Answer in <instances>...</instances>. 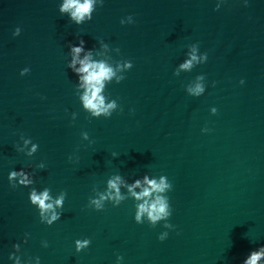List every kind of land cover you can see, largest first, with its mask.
<instances>
[{"label": "water", "instance_id": "obj_1", "mask_svg": "<svg viewBox=\"0 0 264 264\" xmlns=\"http://www.w3.org/2000/svg\"><path fill=\"white\" fill-rule=\"evenodd\" d=\"M214 4L105 0L92 20L76 25L59 13L58 0H0V264H12L11 245L26 231L22 251L42 264H115L117 253L123 264H239L264 243V0ZM128 13L135 23L121 24ZM77 35L85 47L103 38L120 48L116 59L133 62L125 79L107 86L122 106L109 118L89 117L74 94L66 60ZM192 42L208 52L207 62L174 75ZM201 72L206 91L193 97L184 85ZM72 111L78 116L69 123ZM21 132L39 144L32 157L15 149ZM69 153L79 159L69 161ZM40 160L46 168L36 170V186L67 192L52 225L40 222L28 188L13 189L7 179L11 168ZM114 172L129 180L168 176L176 227L165 240L157 238L163 222L134 221L131 198L86 207L93 186L102 189ZM85 236L91 244L76 252L74 239Z\"/></svg>", "mask_w": 264, "mask_h": 264}, {"label": "clouds", "instance_id": "obj_2", "mask_svg": "<svg viewBox=\"0 0 264 264\" xmlns=\"http://www.w3.org/2000/svg\"><path fill=\"white\" fill-rule=\"evenodd\" d=\"M226 2V0H215L214 10H218ZM246 6L249 0H241ZM105 0H58V11L76 25H81L93 18L94 12L99 6H103ZM121 24L135 23L134 15L128 13L120 18ZM21 32L19 25L15 26L12 35L18 36ZM78 42L68 41V59L66 66L75 75L74 94L77 96L80 106L91 118H99L101 116L109 118L114 111L121 110L122 106L118 103L117 98H113L106 91L108 84L115 81L119 83L125 79L126 72L132 68L131 59H116L112 53L120 54L118 46L111 47L103 38L97 40V45L85 47L86 41L80 36H76ZM208 60V52L201 51L198 42H192L187 45L184 58L180 60L173 69V74L179 76L180 73L190 72L195 66L206 63ZM29 66L20 69V75L23 76L30 72ZM246 77L240 78V83H244ZM212 85L216 81H211ZM207 82L206 74L201 72L196 74L185 85L184 89L187 94L193 97H199L206 91ZM44 99L43 96H41ZM133 108H129V112H133ZM209 111L215 114L218 109L216 106H210ZM69 123H74L78 113L71 112ZM211 129L207 126L201 128V132H209ZM80 136L82 140L91 144L93 141L89 137L86 130H81ZM19 141L15 144L17 152L24 153L27 157H32L39 149L38 142L34 141L31 136H26L22 132L19 135ZM113 157L117 156L116 152H112ZM67 159L72 161L78 160L79 157L74 153H69ZM46 163L40 160L35 164L29 162L20 168H11L7 173L9 185L15 189L18 186L28 188L27 198L29 203L37 210V214L41 223L52 225L60 220L67 192L64 189L53 194L52 189L45 185L36 186L35 173L37 169H45ZM105 186L101 189L95 185L92 188V195L88 197L86 207L97 211L103 210L107 203H111L113 207L119 206L123 201L131 198L134 202L133 219L136 223L147 222L151 226H155L163 222V231L157 234V238L161 241L165 240L169 235V229L176 226L172 224L169 218L172 216L173 208L168 193L173 185L166 174H151L144 172L142 175L135 176L129 180L120 172L110 174ZM30 237L29 232H25L19 241H14L11 245L12 251L8 253V259L12 264H42L39 255H26L22 251V244L27 243ZM74 248L76 252H81L91 244V238L85 236L83 238H75ZM48 240H41V245L47 247ZM124 256L120 253L116 254L115 264H123ZM239 264H264V243L258 244L251 248L247 254L239 261Z\"/></svg>", "mask_w": 264, "mask_h": 264}]
</instances>
